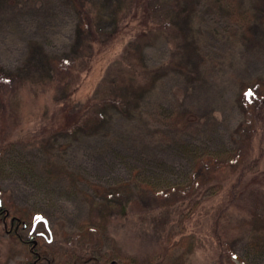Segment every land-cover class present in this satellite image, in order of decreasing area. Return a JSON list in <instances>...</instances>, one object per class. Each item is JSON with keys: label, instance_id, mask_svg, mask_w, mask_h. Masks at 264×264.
Segmentation results:
<instances>
[{"label": "rangeland", "instance_id": "1", "mask_svg": "<svg viewBox=\"0 0 264 264\" xmlns=\"http://www.w3.org/2000/svg\"><path fill=\"white\" fill-rule=\"evenodd\" d=\"M79 1L101 30L124 24L128 0ZM148 9L151 29L139 18L75 86L77 107L113 99L100 117L47 136L40 128L53 122L52 91L41 92L50 61L79 50V12L73 0H0V67L22 84L6 105L0 99V200L8 214L0 219V264H31V250L54 254L55 264H76L78 254L80 264H264V245L254 240L264 232V190L251 188L225 215L221 245L207 210L222 193L198 187L192 202L186 198L202 182L196 168L204 155L225 166L241 147L242 88L264 82V0H149ZM131 37L125 64L103 80ZM5 112L21 126L2 127ZM257 167L264 170V158ZM147 182L175 186L156 196ZM12 218L22 219L18 239ZM39 218L49 230L40 222L35 231L44 237L32 238Z\"/></svg>", "mask_w": 264, "mask_h": 264}, {"label": "trees", "instance_id": "2", "mask_svg": "<svg viewBox=\"0 0 264 264\" xmlns=\"http://www.w3.org/2000/svg\"><path fill=\"white\" fill-rule=\"evenodd\" d=\"M73 1L76 10L79 12L80 23L78 31L81 42L79 50L74 57H55L50 61L48 79L43 85L44 89L41 92V94H44L48 93L49 89L52 91V100H50L49 107L51 109L53 108V117L51 120L53 122L51 125H45L40 128V132L47 136L56 131L63 132L80 126L87 127L91 121L100 117L104 106L113 99L104 98L100 101L98 99H89L83 107H77L75 105L77 100L73 98L72 93L75 92V86H78L80 82L81 74L84 72L90 73L98 65V57L101 54L108 53L118 42L124 41L128 35L126 29L132 27L133 23L138 22L139 18L142 19L143 23L147 26L153 24L152 16L148 9L149 0H128L127 14L120 22H124V24H117L114 29L109 31L100 29L96 17L84 2L79 0ZM127 21L129 22L125 24ZM132 38L133 37H131L127 46L123 48V52L119 57L108 66L103 80H107L106 78L110 77L112 74L111 72L114 71L117 65L121 66V63L123 65L125 64L124 59L127 57L130 43L135 37ZM121 71H123V68ZM111 83L117 85L116 80ZM21 89L22 84L18 77L14 73L7 72L1 68V102L3 101L6 105L21 91ZM61 91H64L63 96H61V93H58ZM239 103L244 111V120L242 126L238 130L242 138L240 141L241 147L234 156L230 157L225 166L213 165V156L211 154L204 155L202 159L198 161L196 168V170L198 169L199 171L198 178L202 180V182L195 180L193 184L195 183L200 186L195 188L194 186L188 187V189L192 190H189V195L186 197L192 202L196 197H192L193 189H200L198 187L210 190L212 195H219L222 193V198L219 203L213 205L211 210H207L208 215L210 212V215L213 214L211 217L212 222L210 223L211 236L219 242L220 245L223 241L219 234V226L225 215L233 209L236 202L251 188L255 187L264 190V170L257 167L258 165L260 166L264 158V82L254 81L244 85L240 94ZM4 107L6 106L3 105V110ZM5 113L4 118L1 119L3 123L2 127L6 126L7 122L13 123L12 127L15 129L21 126L16 117H13L14 121H10V113L8 117V112ZM1 133L5 132L3 131ZM47 136L43 135L41 139ZM259 179L261 181H259ZM211 182H215L216 184L211 185ZM227 182L231 184L229 187L226 186ZM126 185L127 184L123 185V187H128ZM146 186L153 191L154 195L158 196V194L160 195V193L164 191L165 194L171 192L172 187L175 185L172 186L170 183L162 189L158 184L147 182ZM186 191L187 189L185 188V190L181 191V194H186ZM176 192L178 191L175 190L174 193ZM2 193L3 192L0 190V194ZM117 193L120 196L125 192L123 190H118ZM179 193L180 192L176 194ZM213 197L217 198L218 196ZM254 212H257V209ZM6 217H8V214L5 213L4 209L0 206V219H5ZM110 218V215H106L104 221L106 219V223H108V221L111 220ZM12 219L13 225L10 223V226L14 229L10 230V235L13 236L14 239H18L19 235L15 227H20L22 219ZM95 230L97 231L98 229ZM261 234L264 235V232H261L254 238L256 245H264ZM22 239H24L23 236ZM31 254L33 259L30 260V262L36 260L38 264H55L56 259L54 254H43L40 250H38V252L31 250ZM82 258L83 255L78 254L75 258L76 264H80ZM106 264H112V262H107Z\"/></svg>", "mask_w": 264, "mask_h": 264}, {"label": "flooded vegetation", "instance_id": "3", "mask_svg": "<svg viewBox=\"0 0 264 264\" xmlns=\"http://www.w3.org/2000/svg\"><path fill=\"white\" fill-rule=\"evenodd\" d=\"M11 223H12V225H13V219H11ZM24 229H28V227L29 226H27V224H24ZM32 235L34 234L35 235V237L34 236H32V238H36V237H44V234L43 233H36V231H35V229H31V232H30ZM33 242L34 244H33V246H35L36 245V242L35 241H33V240H29L28 241V243H30V242ZM36 247V246H35ZM34 251V250H33ZM31 264H38V261H34V262H31Z\"/></svg>", "mask_w": 264, "mask_h": 264}, {"label": "water", "instance_id": "4", "mask_svg": "<svg viewBox=\"0 0 264 264\" xmlns=\"http://www.w3.org/2000/svg\"><path fill=\"white\" fill-rule=\"evenodd\" d=\"M0 206H1V200H0ZM40 222H43V223L45 224L46 229L49 230L48 223H47V221H46L44 218H39V219L35 222V224H34V228H35L36 225H37L38 223H40Z\"/></svg>", "mask_w": 264, "mask_h": 264}]
</instances>
